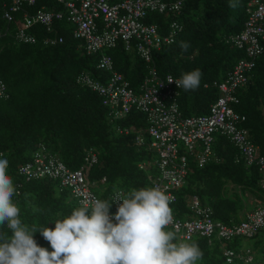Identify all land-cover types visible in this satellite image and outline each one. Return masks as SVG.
Wrapping results in <instances>:
<instances>
[{
	"label": "trees",
	"instance_id": "1",
	"mask_svg": "<svg viewBox=\"0 0 264 264\" xmlns=\"http://www.w3.org/2000/svg\"><path fill=\"white\" fill-rule=\"evenodd\" d=\"M247 0H186L178 14L148 13L147 19L163 27L168 20L181 24L172 43L151 52V64L156 73H170L180 79L184 73L199 69L201 82L196 90L179 88L178 108L183 115L207 112L208 106L218 96L215 84L226 76L237 59L244 56L241 48L230 45L226 37L238 32L245 18ZM0 0V15L3 3ZM241 10L233 14L232 6ZM63 10L56 0H35L28 9L39 7ZM16 20L18 15L13 14ZM6 22L0 17V78L5 84L7 98L0 99V150L2 158L9 160L8 175L18 182L13 201L20 207L23 223L54 228L55 220L62 219L79 208L67 188L59 187L57 179L37 177L23 179L15 174V166L29 159L37 143L55 154L68 168H76L88 148L96 152V162L88 170V178L97 181L104 177L101 191H95L101 200L109 201L116 189L128 195L131 190L150 188L154 167L140 169L137 163L152 156L143 146L133 141L134 133L124 128H143L144 115L131 109L125 115L112 118L101 97L76 82L75 76L85 72L92 79L107 76L103 69L95 67L97 54H85L80 41L71 37V26L64 18L54 20L52 29L32 25L26 30L35 37L34 42L16 41L13 31L16 21ZM46 36H60L53 45L42 44ZM182 44H187L185 50ZM264 44V41H263ZM112 59L113 69L122 74L130 86L138 84L145 73L146 63L134 51H124L117 42L105 49ZM236 102L230 103L234 111L244 116L240 126L246 128L250 140L264 155V46L254 58L244 85L232 93ZM212 157L202 167L188 159L185 181L174 191L176 201L170 205L179 218L191 212L186 200L195 195L202 205L211 209V217L223 223H236L243 217L242 197L251 195L261 199L258 186L259 174L253 165L246 166L237 149L226 138L213 134ZM30 153V154H29ZM8 233L5 226L0 229ZM166 230H171L170 228ZM252 238L250 246L239 247L241 240ZM38 245L51 251L43 236L37 232ZM224 245H221V242ZM175 242V241H174ZM195 243L203 253L197 264H262L253 250L260 251L264 259V226L252 236L234 235L229 239L194 236L184 241ZM225 249L232 251L226 260ZM250 256V260L246 257Z\"/></svg>",
	"mask_w": 264,
	"mask_h": 264
},
{
	"label": "built area",
	"instance_id": "2",
	"mask_svg": "<svg viewBox=\"0 0 264 264\" xmlns=\"http://www.w3.org/2000/svg\"><path fill=\"white\" fill-rule=\"evenodd\" d=\"M35 0H6L0 17L6 22L18 17L13 37L16 41L34 42L35 37L26 29L32 25H42L46 31L52 29V22L64 18L71 26V37L80 41L85 54H97L95 67L108 74L102 80L92 79L85 72L78 73L79 82L101 97L108 114L118 118L131 109L144 115L143 128H124V132L134 133L133 141L143 146L152 155L148 161H140L137 167H154L150 178V188L156 187L176 201L174 191L185 181L188 159L197 167H202L212 157L213 134L219 133L238 151L246 166L253 165L259 174L258 186L261 199H254V205L243 213L236 223H223L211 217V209L202 205L195 195L187 198L186 204L191 214L179 218L173 214V225L169 228L177 234L176 243L187 241L194 236L229 239L234 235L252 236L264 226V155L254 144L246 128L240 126L242 114L232 109L230 103L236 102L232 94L235 88L245 84L248 71L263 50L264 41V0H247L244 6L245 18L238 32L228 35L226 41L231 46L242 48L244 56L237 59L224 79L215 84L218 96L210 103L207 112L196 115H183L178 108L179 88L169 79L179 80L170 73L159 75L151 64V52L174 41L181 24L174 18L163 27L147 19L148 13L176 15L186 0H56L63 10L48 9L43 6L30 11L28 7ZM6 29H0V36ZM61 41L60 36H46L42 44L53 45ZM119 42L124 51H134L146 63V70L138 84L130 86L122 74L113 69L112 59L105 49ZM8 94L0 78V99ZM196 148V145H198ZM0 150V158H2ZM189 156V158H188ZM96 162V152L88 148L83 161L74 169L68 168L55 154L45 150L37 143L28 160L15 166V174L25 180L37 177L57 179L58 186L67 188L71 198L80 207L89 199H99L91 186L103 182L87 177L89 167ZM18 191V182H14ZM16 191V192H17ZM122 190L116 189L109 195V202L127 198ZM117 204L110 209L115 213ZM115 222V221H113ZM221 242V241H220ZM224 245V242L220 243ZM226 260L231 259L232 251L225 249ZM250 256L246 260H250Z\"/></svg>",
	"mask_w": 264,
	"mask_h": 264
},
{
	"label": "clouds",
	"instance_id": "3",
	"mask_svg": "<svg viewBox=\"0 0 264 264\" xmlns=\"http://www.w3.org/2000/svg\"><path fill=\"white\" fill-rule=\"evenodd\" d=\"M201 77L195 69L168 83L196 90ZM8 166L9 160L0 158V229L6 226L11 233L0 230V264H197L202 259L197 244L176 243V232L166 230L173 225L172 198L159 188L133 189L112 202L92 198L56 219L54 228H37L20 218ZM113 203L115 213L110 212ZM37 232L51 251L38 245Z\"/></svg>",
	"mask_w": 264,
	"mask_h": 264
},
{
	"label": "rangeland",
	"instance_id": "4",
	"mask_svg": "<svg viewBox=\"0 0 264 264\" xmlns=\"http://www.w3.org/2000/svg\"><path fill=\"white\" fill-rule=\"evenodd\" d=\"M232 12L233 14L239 13L241 10H239L238 7H236L235 5L232 6ZM199 144L196 145V148H198ZM30 154V153H29ZM31 155V154H30ZM189 158V156H188ZM90 180V179H89ZM103 188V184H96V185H92L91 186V190L95 191H101ZM251 195L246 193V195L244 197H242V202L245 204L244 205V210H250L252 208V204L250 203L251 201ZM244 246H250L252 248V238L251 239H245V240H241V242L239 243V247L242 248ZM253 254H255L257 259H261V263L264 264V259L262 254L260 253V251H258V253L256 252V250H253Z\"/></svg>",
	"mask_w": 264,
	"mask_h": 264
}]
</instances>
